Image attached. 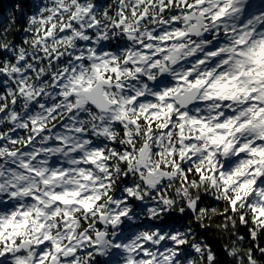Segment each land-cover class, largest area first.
I'll return each mask as SVG.
<instances>
[{"label": "snow or ice", "instance_id": "snow-or-ice-1", "mask_svg": "<svg viewBox=\"0 0 264 264\" xmlns=\"http://www.w3.org/2000/svg\"><path fill=\"white\" fill-rule=\"evenodd\" d=\"M8 20L0 264H222L176 211L258 264L264 0H32L19 42Z\"/></svg>", "mask_w": 264, "mask_h": 264}, {"label": "trees", "instance_id": "trees-1", "mask_svg": "<svg viewBox=\"0 0 264 264\" xmlns=\"http://www.w3.org/2000/svg\"><path fill=\"white\" fill-rule=\"evenodd\" d=\"M104 2V0H101ZM17 5H23V12H21ZM32 10V0H0V25L7 26L10 22L8 17L10 14L16 16L19 20L16 27L21 28L25 25L23 16L29 14ZM25 33L21 31L15 35V39L19 42ZM205 204L211 205L213 207L217 206V203L210 198H205ZM222 210V203L219 205ZM165 222L169 225H173L177 228L184 226H190L193 229L194 235L201 242L208 244L212 250L217 254L218 259L221 260L222 264H228L230 257H226L224 254V246L227 243L226 233L222 234L218 225L222 223V217L214 216L205 220L206 227H201L199 224L192 220V213L188 212L181 215L178 211L171 213L169 216L165 217ZM147 223V221H146ZM246 229H241V234L245 233ZM258 243L261 247H264V236H262ZM245 246H247V238L245 240ZM195 255V254H193ZM256 259L258 264H264V256H261L259 251L256 252Z\"/></svg>", "mask_w": 264, "mask_h": 264}]
</instances>
